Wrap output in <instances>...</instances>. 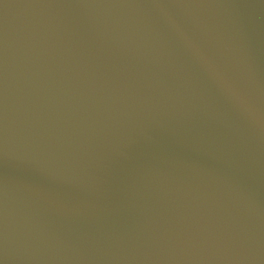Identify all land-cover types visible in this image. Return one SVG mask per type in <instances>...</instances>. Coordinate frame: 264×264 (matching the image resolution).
I'll list each match as a JSON object with an SVG mask.
<instances>
[{
	"label": "water",
	"instance_id": "obj_1",
	"mask_svg": "<svg viewBox=\"0 0 264 264\" xmlns=\"http://www.w3.org/2000/svg\"><path fill=\"white\" fill-rule=\"evenodd\" d=\"M0 264H264V0H0Z\"/></svg>",
	"mask_w": 264,
	"mask_h": 264
}]
</instances>
